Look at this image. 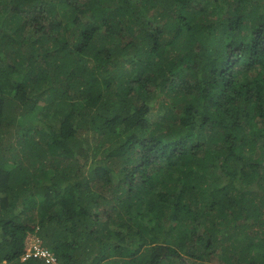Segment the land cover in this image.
<instances>
[{"label": "trees", "instance_id": "1", "mask_svg": "<svg viewBox=\"0 0 264 264\" xmlns=\"http://www.w3.org/2000/svg\"><path fill=\"white\" fill-rule=\"evenodd\" d=\"M31 234L264 264V0H0V264H46Z\"/></svg>", "mask_w": 264, "mask_h": 264}, {"label": "built area", "instance_id": "2", "mask_svg": "<svg viewBox=\"0 0 264 264\" xmlns=\"http://www.w3.org/2000/svg\"><path fill=\"white\" fill-rule=\"evenodd\" d=\"M23 258L24 260L30 258H39L45 261L47 264H59L58 259L47 249L43 248L41 240L34 237H31L27 241Z\"/></svg>", "mask_w": 264, "mask_h": 264}, {"label": "rangeland", "instance_id": "3", "mask_svg": "<svg viewBox=\"0 0 264 264\" xmlns=\"http://www.w3.org/2000/svg\"><path fill=\"white\" fill-rule=\"evenodd\" d=\"M35 118H36V116H33V117L31 118V120L34 121ZM142 207H144V206H142ZM133 214H134V216H137L139 213H138L137 211H134ZM143 220H144V222H146V223H148V222L151 221V223H149V224H152V220H151L150 217H146V218H144ZM137 241H138V240H137ZM137 244H138V242L136 243L135 247H137ZM22 261H24V260H23V257H22Z\"/></svg>", "mask_w": 264, "mask_h": 264}, {"label": "clouds", "instance_id": "4", "mask_svg": "<svg viewBox=\"0 0 264 264\" xmlns=\"http://www.w3.org/2000/svg\"><path fill=\"white\" fill-rule=\"evenodd\" d=\"M31 237H34V238H36L35 236H34V234H31V235H29L28 237H27V239H26V245H27V241L31 238ZM42 246H43V243H42ZM25 248H26V246H25ZM24 252V254H25V250L23 251ZM24 254H23V257H24ZM54 255V254H53ZM55 256V255H54ZM56 257V256H55ZM57 258V257H56ZM58 259V258H57ZM23 260H24V258H23ZM26 260H24L23 262H25ZM59 261V260H58ZM45 262V261H44ZM46 263V262H45ZM47 264V263H46Z\"/></svg>", "mask_w": 264, "mask_h": 264}]
</instances>
